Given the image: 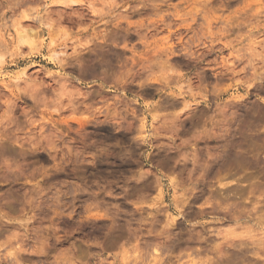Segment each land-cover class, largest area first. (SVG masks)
I'll return each instance as SVG.
<instances>
[{
	"label": "clouds",
	"instance_id": "9594fccd",
	"mask_svg": "<svg viewBox=\"0 0 264 264\" xmlns=\"http://www.w3.org/2000/svg\"><path fill=\"white\" fill-rule=\"evenodd\" d=\"M0 264H264V0H0Z\"/></svg>",
	"mask_w": 264,
	"mask_h": 264
}]
</instances>
